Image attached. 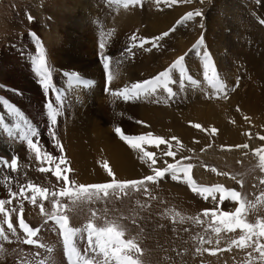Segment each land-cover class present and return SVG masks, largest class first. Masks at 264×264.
<instances>
[{"label": "rangeland", "instance_id": "1", "mask_svg": "<svg viewBox=\"0 0 264 264\" xmlns=\"http://www.w3.org/2000/svg\"><path fill=\"white\" fill-rule=\"evenodd\" d=\"M39 2L40 0H0V99L4 101L3 104H0L1 119L15 118L17 120L16 124L20 122L10 112V109L7 108L14 105L28 122L35 127H52L53 125L47 114V104L52 102L54 107L60 112L58 123L54 126L57 127L58 131L59 126L67 124L68 121L73 122V118L75 117L74 112L78 108L80 110L85 109L84 107L88 106L89 100L93 99L92 107H95L93 111L96 110L94 113L100 112L103 119L106 120L104 122L100 117H94V120L97 121L96 127L107 125V128H111L108 135L111 138L115 137L113 139H117L125 145L126 143L115 133L116 127H121L125 134L128 135H141L150 131L154 135L162 136L165 139H170L173 136L179 139L183 147L172 141V150L177 153L175 158L164 155L167 151V145H161L159 148L145 145L147 151H153L157 154V164L155 167H166L165 161L168 163H175L176 161H181L184 164L191 163L194 165L192 176L198 184L206 186L222 184L226 188L240 191L249 201H255L260 193L264 192V184L260 183L264 179V171L259 168L258 157L254 155V149L264 147V140L260 139L261 136H264V108H262L264 107V67L260 69L261 72L258 76L260 79L254 81L252 78L253 74L248 72L247 63L239 61L238 55H236L237 49H239L241 54L248 53L249 51L254 52L258 55V58L263 59L264 66V24L260 23L261 20H264V0H204L203 3L200 0H192V3H178L172 6L163 3L157 5L155 0H142V7L137 5L130 6L128 9L117 8L116 6L109 5L106 0H100L99 4L103 6L104 10L106 9V13L103 14L104 11L100 13V10H95L96 13L91 10H89L90 12L83 10V12L82 9L77 8L72 15L73 18L65 19L66 21L61 19V16L66 11L65 7L56 6V3L52 1L50 2L49 11L40 14V11H42L41 7L45 6L46 0H42L40 4ZM38 5H40V8ZM73 6V4L70 5L71 8ZM160 7H164L163 12H171L176 9L179 15H177V18L165 31L152 32L148 29L145 16L142 18L140 15L151 10L159 11L158 8ZM196 9L203 11V19L196 17L187 23H177L187 12ZM28 15L34 17V20L29 21ZM123 16L132 18L134 22L131 23L129 19L127 31L117 28L119 20ZM78 20L81 21L77 25L76 21ZM201 23L204 25L203 30L199 26ZM218 23L223 24V32L219 35L220 39L214 38L216 44L220 42L217 44L219 47L222 48L220 45L223 43L226 45L222 50L223 55L226 54L227 58H229V64H232L228 65L231 66L228 67V70L226 69V76L228 75V78L224 75L218 64V59L214 55V52H219L216 45H214L215 42L210 47L207 39L208 28L211 31L217 30ZM54 24L58 29L57 35L52 33L56 29L52 27L55 26ZM100 25L103 26V30L106 32L114 30L111 37L107 38L104 49V55L112 58L110 71L114 78L110 84L107 81L108 71L105 70L100 59V49L98 47ZM173 28L175 30L170 31ZM33 32L40 38L46 50L48 64L52 69L51 82L53 87L49 90L42 87L39 77L34 71V61L39 55L40 45L31 35ZM164 32H169V35L157 42L159 47L146 44L144 48H133L131 53L127 51L128 46L132 43L130 37L133 34H136L139 38H153L160 36ZM202 32L207 50L211 53L216 68L227 85V96L217 93L204 80L200 57L190 51ZM124 33L125 35L122 36ZM185 35L187 36L185 37ZM55 36H60V39L57 41ZM250 36H254L256 41L255 43L251 41L252 45L247 46V38H250ZM180 41L184 44L180 45ZM240 43L243 44L241 45ZM181 46H185L183 52L179 51ZM62 47H65L69 51L75 61L79 62L81 60L82 64H88L92 61V65H90L92 68L86 65V68H82V70L77 65H66L62 62L64 58ZM70 51L73 52L71 53ZM202 51L203 49H201ZM164 54L169 56L164 59L161 57ZM185 54H187L185 57L187 69L193 78L199 81V84H192L189 81L181 83L179 82V77L174 74V78L178 82L171 85L176 93L171 98L163 91L153 96L141 97L134 102H125L122 98L111 95V91L130 86L134 82L151 79L159 72L165 70L179 56ZM159 57L161 59L158 66H156L155 59ZM56 63H59V65ZM148 64L151 66L150 71L148 69L143 70L145 66H149ZM195 67H197L196 70H194ZM229 71L230 73H228ZM72 73L78 74L80 80L85 83H80L76 79H73L70 75ZM20 79L26 80L42 90L43 100L40 101L41 110L39 111L38 118L31 117L28 111L12 97L22 98L26 96L27 92L29 93V91L26 92L18 88L20 86ZM106 88L109 91H106ZM195 90L198 93L196 94L197 97L194 98L212 101L210 102L212 105L208 106V112L213 119L219 116V106L224 107L233 104L232 98L237 92H241L240 97L242 100L245 98L247 100L246 95L252 91V93L257 94L259 107L261 108H258L261 110L260 112L259 110L252 112L246 108L238 109L239 103H235L233 107L231 106L232 109L230 108L233 114L238 116L237 119H233L234 121L231 119L230 124L236 127L237 130L239 129L240 134L243 135L242 143H238L237 145L248 144L249 148H237L235 147L236 145H222L212 140L210 137H214V135L211 133V128L217 127L214 121L207 122L188 119L185 121L186 118L184 119V117L189 116L191 113L187 105L188 97L186 98V93ZM95 94L99 95L97 101L94 97ZM144 99L148 101H162L164 102L162 105L169 104L164 109L175 114L182 122L185 121L197 135L185 141L178 135L164 136L156 132L154 125L146 122L141 116ZM181 101H184L185 104L180 103ZM175 102H178V104H175ZM6 103L8 106H6ZM120 105H124L125 107H120ZM126 107L130 115L128 120L131 121L128 124L124 123V118H127L128 115ZM214 110L216 112L213 114ZM118 111L120 112L118 113ZM130 113H133V115ZM179 114H181V117ZM245 117L249 119L246 120ZM236 120L238 121L235 122ZM137 121H143L144 123L140 124ZM195 123L201 124L203 129H207L208 131L194 128L192 125ZM1 124L4 125V121ZM55 136L62 144L61 130L55 133ZM38 139L43 149L47 152L54 156L64 155L65 151L61 153L57 149L55 140L50 133L40 136ZM136 151L140 153L138 150ZM27 152V157L21 160L20 163L22 165L16 171L19 180L17 183L26 184L32 180V182L40 186L48 187L51 190H58L63 182H58L51 172H39L37 169L40 164L35 159L34 153H31L29 150ZM64 156H66L70 167L73 169L69 173L70 179L76 181L75 176H77V172L73 168L72 161L68 159L67 153ZM183 157H191V159L184 160ZM52 166L54 167L55 164ZM110 167L112 168L111 165ZM212 168H215L217 171H211ZM217 173H227L228 175ZM105 176L101 177V179L99 178V181L97 179L96 183L110 182L111 178L107 175V172ZM232 177H235V179ZM164 178L165 181H171L180 186V194H172L171 188H169L171 185L168 186L169 182L163 184L149 183L147 187L151 192V196L143 191H129L127 196L119 198L112 196L107 202L96 201L91 205H84L82 210L77 208L75 212L70 213L71 223L74 226L82 225L89 214V207L99 210L98 214L100 215L103 214V209L107 208L108 217L112 219L127 217L126 219H121V223L126 226L128 237H137L141 242V247L144 249V256L142 257L144 264H245L248 259V252H252L254 257L259 255L251 248L241 250L233 246L231 251L227 250L231 240L240 234L239 230L235 233H221L219 244H217L216 237L210 232L205 231L207 223L200 225L191 220H186L184 223H173L171 219L166 218L165 213L168 209H175L185 217H194L201 214L205 209H211L216 205L213 203L211 197L208 200L203 199L200 195L191 191L187 184L173 180L170 175H166ZM240 180L243 181L242 187L237 183ZM76 182L81 184L78 180ZM217 200H219V194H217ZM137 201H140L146 207L140 208L136 203ZM236 206L229 202L219 205L222 210L226 211L234 210ZM45 207L50 209L51 206L48 202H45ZM39 213V208L29 203V206L25 207V220L33 227L41 226L44 229H51L52 222L48 221L45 223V217H42ZM33 216H36L35 219L31 218ZM39 216L40 219L38 218ZM258 217L264 218V204L257 205V208L251 210L246 218L249 222H255ZM201 219L207 221L208 218L201 216ZM13 220H17L16 214H13ZM133 220H135V223H133ZM11 237L12 248L10 247V243H5L4 248L8 252L5 251L4 255L11 253L19 247L17 245L19 241L16 240V237ZM198 237L212 239L213 242L212 244L202 245ZM52 238L53 236L48 235L47 238L42 239L48 241ZM197 247L202 249L208 248L210 250L216 249V255H211L209 251L197 253Z\"/></svg>", "mask_w": 264, "mask_h": 264}, {"label": "snow or ice", "instance_id": "2", "mask_svg": "<svg viewBox=\"0 0 264 264\" xmlns=\"http://www.w3.org/2000/svg\"><path fill=\"white\" fill-rule=\"evenodd\" d=\"M109 5L122 7L128 9L130 6H141L142 0H106ZM201 3L204 0H200ZM157 5L166 4L168 6L176 5L178 3H192V0H155ZM196 17L203 19V11L196 9L187 12L177 22L178 24L187 23L194 20ZM28 20H34V17L28 15ZM99 24V22L97 21ZM264 24V20L260 21ZM200 28L203 30L204 25L201 23ZM171 29L170 31H174ZM114 30H103L100 25V59L106 71H108L107 81L113 80L114 76L110 71L111 57L104 55L107 38H110ZM31 35L36 39L40 45L39 55L34 61L35 73L39 77V82L42 87L49 90L53 87L51 82L52 69L48 64L46 50L40 41V38L35 32ZM169 35V32H164L160 36L153 38H139L136 34L130 37L131 44L128 46L127 51L132 52L135 47L144 48L146 44H151L153 47H159L157 43L163 37ZM201 49L203 51L201 52ZM151 50V49H149ZM190 51L194 52L200 57L202 66V74L204 80L217 92L227 96V85L221 78L215 61L211 53L207 50L203 32L192 46ZM185 55L179 56L173 61L165 70L159 72L151 79L140 82H134L130 86H125L119 90L111 91V95L122 98L125 102L135 101L141 97L153 96L156 93L163 91L169 98L173 97L176 93L171 85L177 83L174 74L179 77V82L189 81L192 84H199L187 69L185 64ZM73 79L80 83H85L80 80L78 74H70ZM106 91H109L106 88ZM159 102V101H157ZM166 102V101H165ZM4 101L0 99V104ZM10 112L17 117L20 121L17 125V136L21 142L26 143L27 149L34 153L35 159L39 162L40 166L38 171L41 173L51 172L56 180L63 183L58 190H51L48 187L40 186L32 181L26 184H19L18 190H13L10 184V177H5L0 180L7 192L6 198H0V255L5 253L4 243H11V236L16 237L17 241L25 245L32 246L36 249H43L44 252L39 251L32 254L33 259L27 256H21L19 264H52L51 254L55 249L50 245L40 240L41 227H33L26 222L24 217L25 201L39 208L40 214L45 217V223L51 221L59 234L62 246V254L66 258L67 264H144L142 257L144 256V249L141 247V242L137 237H128L127 228L121 223V219L127 217H118L115 219L108 217V209H103V214H98L99 210L88 208V216L86 221L80 226H74L71 223L70 213L75 212L77 208L83 209L84 205H91L96 201L107 202L112 196L123 197L129 194V191L140 192L143 191L149 196L151 192L147 185L149 183L157 184L166 175H170L173 180L181 181L187 184L191 191L200 195L203 199L208 200L211 197L213 203L216 205L211 209H205L201 214L194 217H185L175 209H168L165 213L166 218L172 220L173 223H184L186 220H191L196 224L203 225L207 223L206 232H210L216 237V243L219 244L221 233H235L239 230L238 237L233 238L228 247L231 251L232 247L238 249H253L258 256H253L252 252H248V259L245 264H264V218H257L255 222H249L247 215L251 210H255L257 205L264 204V192L256 198L255 201H249L240 191L235 189L226 188L222 184H215L211 186L200 185L192 176L193 164H184L181 161L175 163H168L165 161L166 167H155L157 164L156 152L147 151L145 145L155 146L159 148L161 145H167V151L164 153L167 157L175 158L177 153L173 151L172 141L183 147L182 143L175 136L170 139H165L162 136L154 135L152 132H147L141 135H128L125 134L121 127L115 128L117 136L125 142L131 149L138 150L140 160L148 164L153 174L147 175L141 179L132 180H119L113 169L107 161L103 162L102 167L111 178L110 182L94 183V184H78L75 180L70 179L69 173L73 171L70 164L64 155L54 156L43 149L39 139V132L37 128L28 122L18 108L14 105L10 106ZM47 114L53 126L58 123L59 110L54 107L52 102L47 104ZM245 119H249L245 117ZM143 124V121H137ZM196 129L208 131L203 129L202 125L195 123L192 125ZM4 129L8 132L9 136H13L11 128L7 124L3 125ZM218 130L215 127L211 128V133L215 134ZM50 135L55 140V145L61 153L64 149L59 139L55 136L54 127L50 131ZM251 135V134H249ZM264 140V136L260 137ZM237 148H249L248 144L236 145ZM254 155L258 157V166L264 171V147L254 149ZM184 160H190L191 157H183ZM55 164L53 167L52 165ZM47 165V166H44ZM63 166V167H62ZM0 167L10 169L13 172L19 170V156H14L9 161L8 158L0 157ZM211 171L216 172L215 168ZM228 175L227 173H217ZM235 179V177H232ZM240 186H243V181H237ZM264 184V179L260 181ZM219 194V200H217ZM13 201H16L18 207H12ZM45 202L50 204V209L45 207ZM225 202L237 205L234 210H222L219 205ZM140 208L146 207L140 201L136 202ZM13 214H16L18 225L13 222ZM201 216L208 218L207 221L201 219ZM99 221V223H98ZM135 223V220H133ZM18 228L23 236L18 233ZM200 244H212V239H204L198 237ZM209 251L211 255H216V249L200 248L197 247L196 252L202 253Z\"/></svg>", "mask_w": 264, "mask_h": 264}, {"label": "bare ground", "instance_id": "3", "mask_svg": "<svg viewBox=\"0 0 264 264\" xmlns=\"http://www.w3.org/2000/svg\"><path fill=\"white\" fill-rule=\"evenodd\" d=\"M41 1L42 0H40V2ZM52 1H54L56 3V6L65 7L66 11H65V13L63 12L64 15H62V16L60 15L62 20L73 18L72 15H73V13H75L77 8L82 9V11L88 10V12H90L89 10H91L94 12L95 10H100L101 11L100 13H102V11H104L103 14L106 13L105 12L106 9L104 10L103 6L99 4L100 0H46L45 6L41 7L42 11H40V14H43V13L49 11L50 2H52ZM40 2H39V4H40ZM72 4L74 6L71 8L70 5H72ZM38 7L40 8V5H38ZM215 8H216V6H215ZM158 9H159V11H156V10L152 11L151 10L148 12H144L140 15L142 18H144V16H145L146 21L148 23L147 24L148 29L152 32H154V31H156V32L165 31L174 22V20L177 18V15H179V12L176 9L174 11H171V12H168V11L163 12L164 7H160ZM95 13H96V11H95ZM211 17H212V15H211ZM129 19H130V17L123 16L119 20V25L117 26V28L122 29L123 31H127V27H129V25H128ZM107 20H109V18H107ZM80 21L81 20L76 21V24L78 25V23H80ZM130 22L134 23L132 18L130 19ZM45 25L48 26L47 24H45ZM208 25H209V23H208ZM210 25H212V24H210ZM52 27L56 28L55 31L52 33L57 35L58 34L57 26L55 25ZM223 28H224L223 24H219L217 30H214V31H211L210 28H208L207 39L209 41L210 47H211V45H213V42H215L214 45H216L217 50H219V52H214V55L217 57L218 64H219L220 68L222 69V71L224 72V75L226 76V71L228 70V67H231L228 65H232V64H229V58H227V55L226 54L223 55L222 50H223L224 46L226 47V45H224V43H223L222 45H220V46H222V48H221L217 45L220 42L216 44V40H215V38L220 39L219 35H221V33L223 32ZM124 35H125V33L122 34V36H124ZM186 36L187 35H185V37ZM56 38L58 41L60 39V36H57ZM211 38H213L214 41H212L213 39H211ZM191 39H192V37H191ZM247 40H248V42H246L247 46L252 45V42L255 43V41H256L254 36H250V38H247ZM183 41H184V39H183ZM181 44H184V43L182 41H180V45ZM184 48H185V46H181L179 51L183 52ZM62 50H64V52H63L64 58L62 59V62H64L66 65H77L80 67V69L86 68L85 67L86 65L88 67L90 65H92V61L89 62L88 64H82L81 60L79 62L75 61L73 56L69 53L68 50L65 49V47H62ZM237 50L238 51L237 52L235 51V52H236V55H238L237 57H238L239 61L241 60V62L243 61V63L244 62L247 63L248 72L250 74H253L252 78L254 79V81H256L257 79H260V78H258V76H259V73L261 72L260 69L262 67H264L263 61H262L263 59L258 58V55L255 54L254 52L249 51L248 53L241 54L239 52V49H237ZM168 56L169 55L164 54L161 57L165 59ZM161 57L155 59L156 66H158V63L160 62ZM55 61L57 62V60H55ZM56 64L59 65V63H56ZM163 64H164V62H163ZM150 68H151L150 65L145 66L143 70H145V69L149 70ZM196 68L197 67H195L194 70H196ZM228 73H230V71ZM30 74H29V76H30ZM22 79H20L21 80L20 86L18 88H20L26 92L29 91V93L27 92L26 96H24L22 98H20V97L17 98L15 96H12V97L18 104L23 106V108H25L28 111V113L30 114L31 117L38 118L39 117V111L41 110L40 101L43 100L42 90L38 89L34 84L29 83L28 81L22 80ZM250 92H251V90H250ZM252 92L249 93L248 95H246L247 100H245L246 98L245 99L243 98L244 100H242L240 97L241 92L240 91L237 92L232 98V101H233L232 105L224 106V107L219 106V109H218L219 110V113H218L219 116L216 117L215 119H213L210 116V113L208 112V106L212 105L210 103L212 101H206L203 98H194V97H197L196 94L198 93V91H196V90L193 92H187L186 98L188 97L187 98L188 104L187 103L186 104L188 105L189 110H191V113L189 116H186V117L183 116V117H184V119L186 118L185 121L187 119L188 120L207 121V122L214 121L217 124L216 129L218 131L215 134H213L214 137H210V138H212V140H215L222 145H228V146L237 145L238 143L241 144L242 143L241 141L243 140L242 139L243 135L240 134L239 129L237 130L236 127H233L230 124L231 119L232 120L237 119L238 116L233 114V112L230 110V108H231V106L233 107V105L235 103H239L240 105H239L238 109L239 108H242V109L246 108L252 112L258 111L259 110L258 108H260L259 107V100H258L257 94L252 93ZM94 97L97 101V99L99 98V95L95 94ZM242 97H244V96H242ZM141 102H142V100H141ZM88 103H89L88 106L84 107L85 109L80 110V108H78V110H76L74 112L75 117L73 118V122L68 121L69 123L67 122V124L58 127L59 130H61V139H62L64 151H65V153H67L68 159H70L72 161V165H73L75 172H77V176H75V179H77L79 183L85 184V185L96 183L97 179L99 181V178L100 179H101V177L103 178L106 174V171L102 167V164L105 161H107L112 166L113 171L116 175V178L119 180L141 179L147 175L153 174L151 169L149 168L148 164L141 162V160L139 158L141 155L140 153H138L136 150L131 149L127 144L125 145V144L121 143L120 141H118L117 139H113L115 137L111 138L108 135L111 128H109V127L107 128L106 127L107 125L106 126L100 125L98 128L96 127L97 121L94 120V117H100L102 120H104V122L106 120L103 119V116L100 112H98L99 114L96 112L94 113V111H96V110L93 111V109L95 108V107H92L93 106V99L92 100L90 99ZM180 103L185 104L184 101H181ZM138 104H140V103H138ZM162 104H164V102H162V101L157 102V101H148V100L144 99L143 104H142L143 105L142 110H141L142 115L140 113V115L144 118V120H146V122H148L150 124L152 123L154 125L156 132H159V133L163 134L164 136L178 135V136H181L185 141H188L192 136L197 135V133L194 132L192 130V128L188 124L185 123V121L182 122L180 120V118H178L175 114L170 113L169 111L164 109V107L169 105V104H167V105H162ZM170 104H172V103H170ZM175 104H178V102H175ZM6 106H8L7 103H6ZM120 107H125V106L120 105ZM7 108L10 109V107H7ZM262 108H264V107H262ZM125 109H126V113L128 115H127V118H124V123L128 124L131 122L130 120H128V117L130 115H129V112L127 110L128 108L126 107ZM260 111L261 110H259V112ZM119 112L120 111H118V113ZM214 112H216V110L213 111V114H214ZM126 113H124V114H126ZM256 113H258V112H256ZM130 114L133 115V113H130ZM180 115L181 114H179V116ZM187 115H188V113H187ZM3 121L5 124L8 125L9 128H11V130L14 134L13 136L8 135V132L4 129L3 125L1 124V122H3ZM16 121L17 120L15 118H9V119L3 120L0 117V157L8 158L10 161L12 157L19 156V165L21 166L22 164L20 162L23 158L27 157L28 149L26 148L27 147L26 143L21 142L20 139L18 138V136L16 135L17 134ZM237 121L238 120H236L235 122H237ZM53 127L54 126H52V127H47V126L36 127L38 132H39V137L50 133V131L53 129ZM56 128L57 127H54L55 133H57L59 131V130L57 131ZM34 139H38V138H34ZM65 153H64V155H65ZM17 176L18 175L16 174V172H13L10 169L4 168V167H0V180H4L5 177H10V184H11V187L13 190H18L19 184L17 183V181H19V180H18ZM165 182L170 183L168 186L171 185L169 188H171L170 191L172 192V194H174V195L180 194L179 189L181 187L178 186L176 183H173L171 181H165V178L160 180L158 183L163 184ZM6 196H7L6 189L2 184H0V198H6ZM17 206H18L17 202L13 201L12 207H17ZM27 206H29V203L25 201V207H27ZM35 217L33 216L31 218L35 219ZM38 218L40 219V216ZM17 221L18 220H16V221L13 220L14 224H17ZM26 222H27V220H26ZM30 223H32V222H30ZM41 229L42 230H41V233L39 236L40 240L43 241L44 243L50 245L51 247H53L55 249V252L51 254L52 264H67L66 258L62 254L61 240H60V237H59V234L56 230L55 225L52 223L51 229L50 228L49 229L41 228ZM18 233L21 235V237L23 236V233L20 232L19 228H18ZM48 235L53 236V238L48 240V241H46V239L45 240L42 239V238H47ZM3 243L5 244V243H9V242H3ZM17 245L19 247L16 250L12 251L11 253L5 254V255L2 254L0 256V264H19L21 256H27L29 259H33L32 254L34 252H37V251H39L41 253L44 252L43 249L33 248L32 246L25 245L20 241L18 242ZM10 247L12 248L11 243H10ZM6 252H8V250Z\"/></svg>", "mask_w": 264, "mask_h": 264}]
</instances>
